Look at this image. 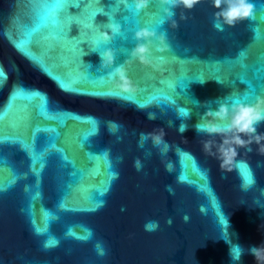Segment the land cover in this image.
<instances>
[{"label":"water","instance_id":"water-1","mask_svg":"<svg viewBox=\"0 0 264 264\" xmlns=\"http://www.w3.org/2000/svg\"><path fill=\"white\" fill-rule=\"evenodd\" d=\"M252 2L253 17L218 29L210 0L171 19L163 0H0V264H260L264 140L226 170L203 147L223 136L196 130L218 103L264 96V0ZM141 28L169 47L128 66ZM93 47H111L113 65ZM121 64L135 91L111 75ZM152 132L164 143L142 139Z\"/></svg>","mask_w":264,"mask_h":264},{"label":"clouds","instance_id":"clouds-1","mask_svg":"<svg viewBox=\"0 0 264 264\" xmlns=\"http://www.w3.org/2000/svg\"><path fill=\"white\" fill-rule=\"evenodd\" d=\"M127 4V0H124ZM211 5L216 11L213 13L214 27L222 29L224 26L233 27L238 22L247 20L254 15L255 5L252 0H210ZM165 7L164 11L171 19L175 12V8L183 6L186 9L193 8L196 4L201 3V0H163ZM149 0H134V8L136 11H141L147 8ZM175 25V20L172 21ZM99 40L107 43L115 34L120 33L121 25L119 23H110L108 30L97 29ZM137 41L135 47L131 50L129 59L126 63L130 66L133 61L138 60L144 65H153L151 59L153 47L156 51L163 52L169 47L166 42L165 34H157L155 30L141 28L134 33ZM93 53H98L100 56V64L104 67H110L114 63V50L111 47H104L102 51H98L93 47ZM89 53H85L87 55ZM2 71V66H0ZM128 68L125 64H121L112 70L113 78H119L120 87L125 91H135L132 86V81L127 75ZM204 83L205 81H200ZM219 82V81H217ZM155 115L149 113V119H155ZM264 123V96H257L254 102H233L218 103L217 107L208 109L200 118L196 125L198 132H205L209 135L219 134L223 136V142L217 147V151L213 153V142L205 141L203 144L204 150L210 155H216L221 162V168L230 170L234 158L237 156L238 147L250 146L255 140L257 143L264 140V133L258 132V125ZM187 130V125L180 128L183 133ZM247 136V139L244 137ZM142 139L151 138L156 145L164 143L161 133H141ZM251 151V148H248ZM142 165L139 159L136 161V168L139 171ZM254 183V180L252 181ZM250 185L245 184L248 188ZM188 217H185L187 220ZM240 247V246H238ZM242 249V248H241ZM243 249L241 251V254ZM249 252L256 257L260 264H264V243L261 245H253ZM231 255V250H230ZM234 259V257H232Z\"/></svg>","mask_w":264,"mask_h":264},{"label":"snow or ice","instance_id":"snow-or-ice-1","mask_svg":"<svg viewBox=\"0 0 264 264\" xmlns=\"http://www.w3.org/2000/svg\"><path fill=\"white\" fill-rule=\"evenodd\" d=\"M57 7H60V4H57ZM53 23H59V22L54 19L53 20ZM98 43H99V41H98ZM20 47H23V45H20ZM3 77H4V73H3V71H0V78H3ZM72 83L73 84L74 83H77V81L74 80V81H72ZM61 87L64 88L65 90H68V91H74L75 90L74 88H72V84H68V83H63V84L61 83ZM20 95H23V92L20 91V90H18L17 92H15L13 94V97L14 96H20ZM7 139H9V137H7V136H0V141L7 140ZM20 143L23 145V147L26 150H31L30 149V145L28 143H25L23 140H21ZM54 146L55 145H53V147ZM32 157H33V164H34L33 171H36L35 164L37 162H40V167L43 168L44 165H43V162H42V159H43L42 155L40 157H37L35 155V153L33 152ZM64 159L66 161H68V157L67 156H65ZM68 162L69 163H73V164L75 163L74 161H68ZM0 163H3V161H0ZM252 181H253L252 180V177L249 175V176L246 177L245 184L252 185L253 184ZM4 191H5V185L3 183H0V194H3ZM100 195H103V192H101ZM37 231H39V229H37ZM241 251H242V249L240 247H238V246H236V247L233 248V254H234L233 257H234V260H239L240 255H241Z\"/></svg>","mask_w":264,"mask_h":264}]
</instances>
